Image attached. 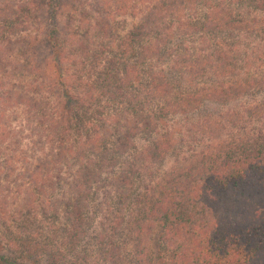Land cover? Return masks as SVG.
I'll use <instances>...</instances> for the list:
<instances>
[{"label":"trees","instance_id":"1","mask_svg":"<svg viewBox=\"0 0 264 264\" xmlns=\"http://www.w3.org/2000/svg\"><path fill=\"white\" fill-rule=\"evenodd\" d=\"M262 96L264 0H0V264H81L97 191L106 264L125 230L133 264H264Z\"/></svg>","mask_w":264,"mask_h":264},{"label":"rangeland","instance_id":"2","mask_svg":"<svg viewBox=\"0 0 264 264\" xmlns=\"http://www.w3.org/2000/svg\"><path fill=\"white\" fill-rule=\"evenodd\" d=\"M128 21H131V18H129ZM262 98H263V96H262ZM260 99H261V96L258 95L255 100H260ZM217 108L218 107H216L215 105H211V107H209L208 109H205L203 115L205 113H207V114L213 113L215 110L218 111L219 108L218 109ZM228 108H230V107H228ZM221 110H223V108H221ZM201 116H202V114H201ZM13 124H16V122L12 121L11 125L13 126ZM12 143H13V138L11 139V143L9 145L10 147H12V146L14 147V145H12ZM26 147L28 148V150L27 151L24 150V152L25 153L27 152V158H29V146H26ZM9 150L10 149H7V151H9ZM2 172H6V170L4 169V171H2ZM8 177H10V178H8L4 181V183L2 185L3 187H1V189H0V194L2 192H5L8 194H13V196H15L16 198H19V196L22 195L23 191L19 188V184H18V182H16L13 175H9ZM25 181H27V180H25ZM99 193L101 194L102 191H99V192L97 191L96 194L93 197H91V199L89 201V205H90L89 206V212H90L91 223L86 228V234H85L84 238L82 239L81 244L79 246H77V249H75V251H74V254H76L77 260L79 262L81 261V264H106L105 259H102L101 254L98 253V250L96 248H94V246L97 243V239L99 237L95 238L93 236L95 233H98V231L100 229V214L96 213L95 207H94L96 201L98 200V197H95V196L98 195ZM10 200H11V197H9V201ZM17 203L20 204L21 203L20 200L16 201L14 204H13V202L9 203L10 208L13 209L15 207H18L19 204H17ZM44 222L48 223L49 220H45ZM12 224H13V226L17 225V223H12ZM54 225H56V226L59 225L58 219H56ZM16 230L19 231L18 228ZM54 230H55V228H54ZM52 231L53 230H51L50 232H52ZM22 232H23V230H22ZM42 235H43V233H42ZM23 236L26 238L25 233L23 234ZM105 240H106V242H108V241L110 242V239L108 237ZM119 241L123 245L122 250L120 252V256H121L120 263L121 264H133V255L131 253V247L133 246V240H132L129 232H127L126 230L123 231ZM154 245H155V243H154ZM157 249H158V247L156 248L155 251H157ZM84 254H86L85 257H84ZM167 259H168V256H167Z\"/></svg>","mask_w":264,"mask_h":264}]
</instances>
